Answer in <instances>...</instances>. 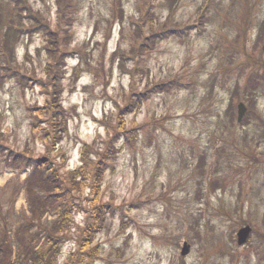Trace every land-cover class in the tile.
Returning a JSON list of instances; mask_svg holds the SVG:
<instances>
[{
	"label": "rangeland",
	"instance_id": "obj_1",
	"mask_svg": "<svg viewBox=\"0 0 264 264\" xmlns=\"http://www.w3.org/2000/svg\"><path fill=\"white\" fill-rule=\"evenodd\" d=\"M61 1L63 13L58 0H0V232L14 239L18 220L31 215L30 173L2 161L6 148L45 159L46 175L71 187L82 152L92 168L111 145L120 152L100 190L116 214L96 235L95 264H229L231 255L238 264H264V36L254 42L264 0ZM204 7L206 29L189 31ZM43 29H59L60 51L48 50ZM167 31L177 35L161 39ZM161 85L169 87L154 90ZM242 97L252 109L245 126L228 115ZM62 110L55 127L47 114ZM202 171L224 189L206 195ZM35 183L31 190L41 192L44 184ZM75 195L81 211L56 235L66 241L59 264L94 205L84 199L92 198L89 188ZM55 218L46 214L33 229L44 231ZM245 224L257 231L250 244L229 243ZM8 250L15 259V241Z\"/></svg>",
	"mask_w": 264,
	"mask_h": 264
},
{
	"label": "trees",
	"instance_id": "obj_2",
	"mask_svg": "<svg viewBox=\"0 0 264 264\" xmlns=\"http://www.w3.org/2000/svg\"><path fill=\"white\" fill-rule=\"evenodd\" d=\"M22 1L24 5H26V3L28 2V0H22ZM63 1H67L68 6L73 7V1L72 2L70 0H63ZM61 2H62L61 0H58L59 13L64 12L65 4ZM168 9L170 10L172 9V7H169ZM208 10L209 8H206L203 13L200 11L201 16L197 20L195 26L193 25L192 27H189V31H192L195 28H200L202 30V27H205L206 29V23L209 22V20H207ZM1 18H2V13L0 9V19ZM61 18H63L62 14H61ZM32 19L34 20L38 28H40L38 21L34 18ZM12 21L15 22L14 20ZM12 26L11 28L14 29ZM12 29H9V33H7L8 35L10 33L15 34L16 30H12ZM177 29L180 28H174L173 31H176ZM43 30H44V34L47 36L48 50H52V51L54 50V52H57L55 51V49H57L58 51H60L61 49L59 50L58 46L61 43V37L58 35H53V34H58L59 29L56 32H53V34H50L45 29ZM17 33L21 34L20 31H18ZM168 34L170 36H172L173 34L177 35V32L173 33L172 31H167L165 34L161 35V39ZM263 36H264V20L259 27L254 42H256L257 44V42L263 41L262 40ZM164 38H167V36ZM3 41L7 49V45L10 43V39L6 38ZM260 45L261 44H259L258 46ZM7 51H8V55H10V53L13 51V47L10 49V52L8 49ZM62 53L64 54L63 50ZM168 87L169 85H161V88L156 87L154 88V90L160 89L157 92H162L163 90L166 91ZM142 96L143 95H141V97ZM242 99L244 98L242 97ZM136 102L137 101H133V104L128 106V108H131V110L135 108L134 104ZM139 102H140V98H139ZM49 103H47L46 107L44 108L47 111H48ZM63 111L64 110L51 111V116L50 114H47V117H51V122L53 126L57 127L59 125V123L57 122L62 120ZM251 114H252V110L240 125H245L248 122L249 116H251ZM228 115L231 118V120L235 123L233 106L230 107L228 111ZM257 117L260 118L259 116ZM63 130L66 132L67 127L63 126L59 130L55 129L54 132L56 134L54 135V138ZM2 146L4 145H0V152L2 151L1 149ZM8 150L9 149L6 148L2 157V159L6 162V164L11 166L12 169L15 168L17 170H28L30 173L27 178L26 187H27V200L29 205L28 209L30 210L31 215H26L22 220H18V226L15 232L14 239H12L11 236L8 235V233L6 234L0 232V264H57L59 259L58 257H60L62 253L61 247L63 248L66 241L64 240L63 237L57 238L56 235L69 227V226H64V224L70 221L73 214L81 211L80 208L75 209L78 206L77 200L79 199L75 195V192L82 190V187L89 188L92 198L86 199L85 197L84 199L92 202V204L94 205H92L90 210L86 212L85 225L82 228L78 229V232L80 234H78V236L75 238V243L73 245L74 248H72L68 256L65 258L63 264H95L96 260L100 258V247L98 246L99 244L95 243L96 235L106 230L110 218L115 216L116 214V208L114 207V205L103 200L101 196L100 183L104 176L103 170H105L111 163L114 162V160L116 159V154L117 152H120V150L117 151L114 147L109 145L104 153H102L101 155L98 154V160L95 166L92 168H90V164L89 166L85 164L84 158L86 157V153L82 152L81 165L73 169L68 177L70 183H72L71 187H68L66 185L67 179H64V181H60L53 175H46L43 169L45 168L47 169L46 171H49L51 164L46 162L45 159L43 158L32 159V157L30 156H21V154H18L17 151L14 150L8 151ZM256 153H257V149L255 148L253 149L251 154L256 155ZM251 158L248 159V163L252 161ZM218 162L216 161V163ZM204 164H205V157L202 155L199 161L200 169L201 166ZM255 165L256 164L254 162L251 164V166H255ZM249 168L250 166H247L248 170ZM263 168L264 167L261 166V171H263ZM82 175L85 177L83 182H80V179H78V177ZM213 178H214L213 173L209 177L206 176V172L202 171L200 183L203 182L204 179H207L206 188L208 187V191L206 195L208 193L216 192L218 189H221L223 186L220 178L218 177H216L215 179ZM96 180L97 182L95 183ZM35 182H40L44 184V186H41L42 187L41 192H36L34 190H31L30 185H35L36 184ZM96 184H99L100 188L98 186L96 187ZM203 185L201 184V187ZM239 199L240 197L238 198V200ZM237 204L239 203L237 202ZM236 212L239 213V211ZM46 214L55 215L56 218L50 221L44 227V231L42 230L36 231L35 229H33L32 223L33 222L39 223L41 217ZM196 222L197 224H199L198 219H196ZM208 223H210L212 225V228L216 230L217 225L213 224L212 221ZM244 223L245 221H243L242 224ZM37 227H40V229L43 228L41 225H37ZM254 232L257 234V231L253 228V234L250 236L247 244H250V242L255 237ZM41 233H44L45 235L43 242L41 238ZM14 241L18 246V253L16 254L15 259L10 257L11 250H8L10 247L12 249V244ZM230 242L232 244H236V240L234 239V231H232L230 235L229 243ZM238 260H239L238 257L231 255L229 264H238L237 262ZM109 264H111V262H109Z\"/></svg>",
	"mask_w": 264,
	"mask_h": 264
},
{
	"label": "water",
	"instance_id": "obj_3",
	"mask_svg": "<svg viewBox=\"0 0 264 264\" xmlns=\"http://www.w3.org/2000/svg\"><path fill=\"white\" fill-rule=\"evenodd\" d=\"M246 110H247V108H246L245 104L241 103L239 105V120H241L243 118ZM251 230H252V228L250 226H245L242 229H240V231L238 232L239 244H243L247 241V239L251 233ZM189 250H190V245L187 242H185L183 249H182V254L183 255L188 254Z\"/></svg>",
	"mask_w": 264,
	"mask_h": 264
}]
</instances>
